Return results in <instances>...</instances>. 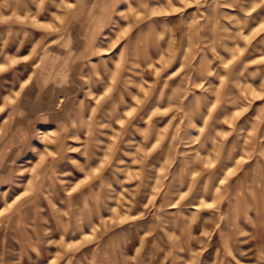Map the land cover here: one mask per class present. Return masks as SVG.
I'll return each mask as SVG.
<instances>
[{
	"label": "rangeland",
	"instance_id": "obj_1",
	"mask_svg": "<svg viewBox=\"0 0 264 264\" xmlns=\"http://www.w3.org/2000/svg\"><path fill=\"white\" fill-rule=\"evenodd\" d=\"M0 264H264V0H0Z\"/></svg>",
	"mask_w": 264,
	"mask_h": 264
}]
</instances>
